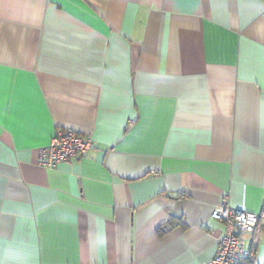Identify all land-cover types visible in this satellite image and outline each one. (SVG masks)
Masks as SVG:
<instances>
[{
  "label": "crops",
  "instance_id": "0c3cea01",
  "mask_svg": "<svg viewBox=\"0 0 264 264\" xmlns=\"http://www.w3.org/2000/svg\"><path fill=\"white\" fill-rule=\"evenodd\" d=\"M222 194L264 214V0H0V264H202Z\"/></svg>",
  "mask_w": 264,
  "mask_h": 264
},
{
  "label": "built area",
  "instance_id": "2783aa9c",
  "mask_svg": "<svg viewBox=\"0 0 264 264\" xmlns=\"http://www.w3.org/2000/svg\"><path fill=\"white\" fill-rule=\"evenodd\" d=\"M94 147L89 134H80L71 129L57 128L51 139L38 149V163L42 167L55 168L61 162H70L76 156H83ZM210 217L224 223V232L216 237L213 257L202 264H253L255 253L245 246V235L256 226L264 230V214L237 209L222 194Z\"/></svg>",
  "mask_w": 264,
  "mask_h": 264
},
{
  "label": "trees",
  "instance_id": "16d2710c",
  "mask_svg": "<svg viewBox=\"0 0 264 264\" xmlns=\"http://www.w3.org/2000/svg\"><path fill=\"white\" fill-rule=\"evenodd\" d=\"M166 230H167L166 227H165V228H164V227H159L157 231H158L159 233H161V232H164V231H166Z\"/></svg>",
  "mask_w": 264,
  "mask_h": 264
}]
</instances>
